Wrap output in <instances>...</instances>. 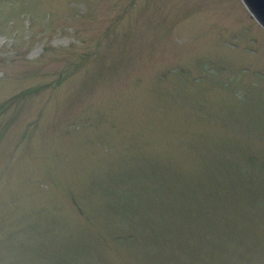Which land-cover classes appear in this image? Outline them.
<instances>
[{
	"label": "rangeland",
	"instance_id": "rangeland-1",
	"mask_svg": "<svg viewBox=\"0 0 264 264\" xmlns=\"http://www.w3.org/2000/svg\"><path fill=\"white\" fill-rule=\"evenodd\" d=\"M0 264H264L239 0H0Z\"/></svg>",
	"mask_w": 264,
	"mask_h": 264
},
{
	"label": "water",
	"instance_id": "water-1",
	"mask_svg": "<svg viewBox=\"0 0 264 264\" xmlns=\"http://www.w3.org/2000/svg\"><path fill=\"white\" fill-rule=\"evenodd\" d=\"M249 10L264 27V0H245Z\"/></svg>",
	"mask_w": 264,
	"mask_h": 264
}]
</instances>
